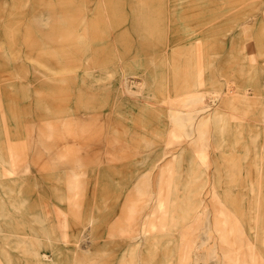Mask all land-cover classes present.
I'll return each mask as SVG.
<instances>
[{
    "label": "rangeland",
    "instance_id": "1",
    "mask_svg": "<svg viewBox=\"0 0 264 264\" xmlns=\"http://www.w3.org/2000/svg\"><path fill=\"white\" fill-rule=\"evenodd\" d=\"M262 117L264 0H0V264H264Z\"/></svg>",
    "mask_w": 264,
    "mask_h": 264
},
{
    "label": "bare ground",
    "instance_id": "2",
    "mask_svg": "<svg viewBox=\"0 0 264 264\" xmlns=\"http://www.w3.org/2000/svg\"><path fill=\"white\" fill-rule=\"evenodd\" d=\"M76 58H78V57H76ZM75 63H76V61L72 64L74 65ZM218 118H219V120H218V123H219L218 132H220L221 143L224 146H226V145H228V124H226V122H224V118L222 117V115H219ZM262 119L264 121L263 117H262ZM199 121L200 122L195 121L193 118L189 119L186 126H185V123H184V126L182 125L181 132L185 131V132H187V134H190L191 132L193 134H195L194 137L192 138V141L194 142V145H196V150L198 152L197 156L199 159L204 160L206 158V154L203 151L200 152L199 150H200V148L202 150L206 149V147L209 144L208 142L210 139L208 138V136L204 135V131L206 130V128L204 126L205 124L203 122V119H201ZM187 126L191 128L189 133L187 131ZM211 127L213 129H215V131H216L215 124L212 125ZM175 133L173 135L177 134V133L176 134ZM227 196H228V191H227ZM214 197L217 199L218 204L221 205L222 201L219 199V195L214 194ZM2 212H3V210L0 209V214H2ZM131 212H133V210ZM133 214H131V215H133ZM233 217L234 216L231 215V212L228 209L226 210V213H220V214L217 213V215L215 217L216 228L219 231V236H220V238H222V240H223L222 242L226 246V250H225V254H224L225 255L224 262H225V264H253L254 262L257 261V255L254 252L253 253L252 252L247 253L246 250L242 249V243H241V241L238 240V238L241 236V232L238 230L237 224L234 222ZM92 218L94 220L93 216H92ZM175 219H176V217H175ZM175 219L173 218V220H175ZM93 220H92V222H93ZM145 227H147V225ZM150 233L147 231V229H142V231H141V234L145 235L146 237ZM44 234H45V236L48 237V239H50V234L48 231H45ZM51 252L53 253V256L50 259H48V258L42 259L41 262L43 264H62L61 258H62V254H64L63 247L61 245L53 246V249ZM33 253H34V255L38 256L41 253V250L35 249V250H33ZM228 257H229V259H228ZM184 259L185 258L181 257L179 264H184V262H183ZM71 261L73 264H84V262L86 261V257H85V255H81V256H78L75 258L73 257V259ZM121 262H123L122 264H134V258L133 257L123 258Z\"/></svg>",
    "mask_w": 264,
    "mask_h": 264
},
{
    "label": "crops",
    "instance_id": "3",
    "mask_svg": "<svg viewBox=\"0 0 264 264\" xmlns=\"http://www.w3.org/2000/svg\"><path fill=\"white\" fill-rule=\"evenodd\" d=\"M211 132H212V131H211ZM215 132H216V133H215ZM212 133H213V134H217V131H214V132H212ZM219 136H220V132H219ZM220 140H221V138H220ZM206 150H207V149H203V150H202V149L200 148L199 151H200V152L203 151V152L206 154V158H207V157H208V153H207ZM163 216H164V215H163ZM161 217H162V216H161ZM150 219H151V218H150Z\"/></svg>",
    "mask_w": 264,
    "mask_h": 264
}]
</instances>
